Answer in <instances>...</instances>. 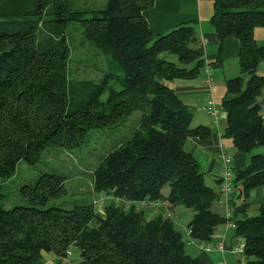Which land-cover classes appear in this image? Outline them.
<instances>
[{"label": "trees", "instance_id": "obj_1", "mask_svg": "<svg viewBox=\"0 0 264 264\" xmlns=\"http://www.w3.org/2000/svg\"><path fill=\"white\" fill-rule=\"evenodd\" d=\"M154 2L105 0L103 9L74 10L72 0H0V182L12 179L20 162L33 167L47 149L81 148L89 133L119 128L140 114L129 137L93 170L89 203L48 206L67 196L66 179L42 174L20 188L26 206L6 211L0 184V264H44L43 254L63 264L69 248L80 253L76 264H214L192 258L182 233L162 213L147 220L145 212L107 202L99 215L93 205L96 196L107 195L183 207L193 213L187 228L200 243H211L227 222L212 210L218 195L185 148L211 131L191 127V110L170 87L195 79L205 65L197 31L185 23L152 34L143 13ZM212 2L218 53L228 37L240 44L239 77L225 83L224 137L236 155L249 156L264 147V77L258 74L264 45L255 36L264 33V0ZM71 23L80 24L85 41L120 74L98 71V82L70 80ZM233 184V200L245 208L231 216L233 237L243 240V264H264V203L257 216L246 214L252 193L264 186V155H251Z\"/></svg>", "mask_w": 264, "mask_h": 264}, {"label": "crops", "instance_id": "obj_2", "mask_svg": "<svg viewBox=\"0 0 264 264\" xmlns=\"http://www.w3.org/2000/svg\"><path fill=\"white\" fill-rule=\"evenodd\" d=\"M212 16V0H155L153 7L143 13V17L151 33L155 36L168 34L185 23H192L196 28L199 41L198 48L200 49L205 65L210 67L212 73L211 89L209 92L203 90L201 75L192 80L176 81L171 83L170 87L181 99L183 104L191 110V127L201 126L211 131V135L207 140L200 141L198 139H191L185 148L198 162L203 174L209 179V182L216 188L214 190L211 186H208L218 195L213 203L212 210L225 217L226 204L219 199L221 188L220 175L223 166L222 155L229 156L228 153L232 152L230 154L231 157L229 156L232 160L230 170L234 176L247 165L249 158L245 155H236L232 142L224 137L227 128L226 114L222 107V102L227 97L225 83L239 77L240 44L236 39L228 37L224 40L221 53L219 54L216 34L210 25ZM255 36L257 44L259 46L264 45L263 31H256ZM258 74L264 77V66L262 64H260ZM208 100H211L213 104L214 116L207 114L204 109ZM261 103V115L264 121V93ZM256 153V155H259V151ZM229 203L232 213L231 216L234 213L240 215L245 210L242 203H235L234 200ZM248 203L250 210L257 211L258 207L264 203V186L256 189L252 193ZM145 212L146 215L153 214L154 216L160 213L148 209ZM233 231L228 229L226 225H223L214 234L211 244H214L215 240L221 236L226 245V255L224 253L217 256L215 259L218 262H214V264H234L233 259L235 256L231 253V250L234 248L233 241L235 240ZM237 240L238 244H240V239ZM190 250L195 254L196 258L206 263H212V258L209 257L212 253L203 254L195 247H190ZM214 254L219 253L214 252ZM43 258L45 261L44 264H54V260L50 255L43 254ZM240 262L241 264L244 263L242 258H240Z\"/></svg>", "mask_w": 264, "mask_h": 264}, {"label": "rangeland", "instance_id": "obj_3", "mask_svg": "<svg viewBox=\"0 0 264 264\" xmlns=\"http://www.w3.org/2000/svg\"><path fill=\"white\" fill-rule=\"evenodd\" d=\"M72 2L74 10L103 9L105 6V0H72ZM66 40L72 52V62L69 66V70H71L72 73L70 75V80H91L93 82H98L100 80V78L97 77L100 76L98 71L103 72V74L108 72L120 74L113 63L100 56L97 51L85 41L79 23H71L68 25ZM172 59L176 61V59ZM262 66H264V64H262ZM139 120L140 114L135 113L130 118L126 119L119 128L108 131L91 132L87 135V144L73 151L47 149L43 153L41 161L33 167L26 165L24 162H20L16 167L14 177L7 182H0L2 192L5 196L3 209L9 211L17 206H26L27 202L21 197L19 190L22 186L34 185L37 178L42 174H57L66 179L64 186L67 191V196L58 201L49 203L48 206L55 205L71 208L77 204L89 203L93 196L90 188V184L93 180V170L117 144L124 142L129 137L131 132L137 127ZM257 151H259V155H264V147L259 148V150H254L251 155H256ZM231 153L232 152L228 153L230 157ZM251 155H247V158H250ZM204 177L205 184L211 186V188L215 190V186L209 182L205 174ZM168 192V187H165L162 190V195L166 197ZM160 202L162 204L165 203L163 201ZM176 210L174 227L182 233L184 241L186 242L184 230L190 222L193 213L191 210H187L183 207H178ZM246 214L248 217H253L258 215V211L248 208ZM144 215L147 220H150L154 216L153 214L146 215V212ZM240 245H243V240L241 239ZM186 252L190 254L192 258H196L195 254L192 253L190 247L187 245ZM220 255L222 254H210L209 257L212 258V263H217L218 261L215 258ZM68 260L72 264L78 263L80 260L79 251L75 249L72 250ZM233 260L234 264H237V262L240 261V257L235 256Z\"/></svg>", "mask_w": 264, "mask_h": 264}, {"label": "built area", "instance_id": "obj_4", "mask_svg": "<svg viewBox=\"0 0 264 264\" xmlns=\"http://www.w3.org/2000/svg\"><path fill=\"white\" fill-rule=\"evenodd\" d=\"M200 75L202 76V88L204 91L209 92L212 86V73L209 66L204 65L200 69ZM206 113L214 116L213 104L211 100H208L206 107L204 108ZM222 171L220 175V193L219 199L224 201L226 204L225 218L227 220L226 227L231 230H235V224L231 221V208L230 203L234 197V175L230 170L231 158L227 155H222ZM107 202H111L116 206L122 207L124 210L128 211L134 208L136 212H145V210H155L162 213L163 217L171 220L174 223L176 216V208L169 207L166 203L162 204L160 201H141V202H131L124 199L114 198L107 195L96 196L93 199V205L99 215H104V207ZM186 242L185 245L189 247H195L199 252L203 254L209 253H219L224 254L226 252V245L224 243L223 237H218L214 244L211 243H200L192 238L191 230L186 227L184 230ZM73 248H69L66 252V257L63 259V264H72L69 262ZM243 245L237 243V246L231 250L232 255L242 257L243 256Z\"/></svg>", "mask_w": 264, "mask_h": 264}, {"label": "water", "instance_id": "obj_5", "mask_svg": "<svg viewBox=\"0 0 264 264\" xmlns=\"http://www.w3.org/2000/svg\"><path fill=\"white\" fill-rule=\"evenodd\" d=\"M238 199H239V195H236V200H238ZM237 243H238V240L235 239V240L233 241V247H234V248L237 246Z\"/></svg>", "mask_w": 264, "mask_h": 264}]
</instances>
